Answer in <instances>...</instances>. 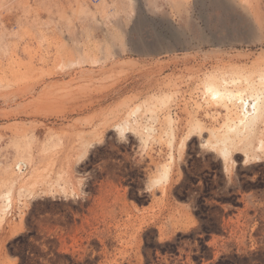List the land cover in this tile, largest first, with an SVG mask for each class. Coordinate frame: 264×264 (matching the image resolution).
Listing matches in <instances>:
<instances>
[{
	"label": "rangeland",
	"instance_id": "374dc122",
	"mask_svg": "<svg viewBox=\"0 0 264 264\" xmlns=\"http://www.w3.org/2000/svg\"><path fill=\"white\" fill-rule=\"evenodd\" d=\"M68 1H0V198H12L0 264H19L16 252L25 264H264V147L225 161L193 132L179 149L190 122L223 133L232 121L205 83L264 72V0L250 15L213 0H132L130 15L99 14L98 29L60 24L55 4L70 14Z\"/></svg>",
	"mask_w": 264,
	"mask_h": 264
},
{
	"label": "bare ground",
	"instance_id": "6f19581e",
	"mask_svg": "<svg viewBox=\"0 0 264 264\" xmlns=\"http://www.w3.org/2000/svg\"><path fill=\"white\" fill-rule=\"evenodd\" d=\"M0 1H2V0H0ZM131 1L132 0H98V1L95 0V1H92V2L93 3L97 2L96 3L97 5L95 4L96 6L94 7V9H92V8H90V6H88V4L86 3V0H73L72 3H71V0H69L68 1V4H69L68 6H69L70 14L66 13V10H64L62 8L63 5L59 6V5L55 4L56 6L55 5L54 6L57 8V11H56L57 12V18L56 19H58L60 24H63L65 27L68 28V27L72 26V22H73L72 17L74 16L75 18L77 17V18H82L83 20H86V21H90L92 23L91 26H95L98 29V28H101L100 27L101 26V22L98 20L99 14H102V18L105 19V21H107V19H108V21H110L112 16H114V17L117 16L118 17L120 15V13H122V12L125 13L126 15L127 14L130 15V12H131ZM251 1L253 2V0H213L212 4L214 6H216V7L221 8V9H224V8H227V7H229V8L230 7L231 8L239 7L244 13H246L247 15H250L251 11H253V8H256L257 5H258V0H255L254 3H251ZM182 2L185 4V6H187V3H188L187 0H182ZM2 6L0 5V10H1ZM188 6H190V5H188ZM109 8H111L112 11L108 13L107 11H108ZM1 20H2V18H1ZM105 21H103V22H105ZM2 24H3V22H2ZM50 24H52V22ZM126 24H127V22L126 23L124 22L120 26L121 27V33L124 34V35H126V31H127V29H126L127 25ZM0 26H2V25H0ZM95 27H94V29H95ZM6 31L8 32L9 30H6ZM66 32H64V33L68 34V32L67 33ZM13 35H15V34H12L11 36H13ZM3 37H5L4 34H3V31L2 32L0 31V43L2 42ZM69 38H71V37H69ZM126 43L122 42L121 46H123V48L120 50L121 52H124L126 50H129L131 52H136V53L143 52L144 54H149L152 51L157 52V50H153V49L152 50H147V49L144 50L142 47L141 48L143 50H141V48H138V46H135L132 42L127 43L128 47L126 48L125 47ZM171 48H172V46H171ZM121 52H118V53H121ZM108 53L110 54V51ZM76 58L78 59V57H76ZM85 61H87V60H85ZM66 62H64V63H66ZM68 62L71 63V59ZM72 62H74V61L72 60ZM75 63H77V62H75ZM62 65H60V66H62ZM66 65L64 64V66H66ZM229 79L230 80H228V78H226L223 75L222 77H219V79L216 78V79H214L211 82H207L205 84L203 83L204 84V88L203 89H205L204 92L208 93L209 97L212 100H214L217 104H219V106H222L226 111H228L229 114H231V116H233V118L231 119L232 121L229 123L228 120H226L220 126V127L224 128L223 133H219V130H220L218 128L219 126L217 127L219 130L217 128H215V127H212L211 125L210 126L212 128L204 129V126H202L199 123V122H201L200 120H199V122L198 121H193V123L190 122L189 130H188L189 133L184 138H182V140H181V142L179 144V149L180 150L183 149V146L185 144V140L190 135H192L193 132H198L199 134H204V133L207 134V137L204 139L205 140V144L208 145L209 148L210 147L211 148H216L218 150L220 156L225 161H227L226 160L227 158H228V160H230V155H232L231 153H233L234 150H235V152H238L236 150H238V149L242 150L243 149L244 152L246 151L245 154H248V152L250 151L249 148L252 147V146H253L252 147V152L251 153L249 152L251 158H257L258 157L259 153L257 154V150H261L264 147V72L257 74V78H254V79L251 77V74H246L245 75V74H238V73L233 75V76H231ZM230 83L235 88H232V89L228 88V85H230ZM201 92H202V90H201ZM202 94H205V93L202 92ZM168 95L169 94H167L165 96H159L158 97L159 102H160L159 105L161 103L165 104V102L168 103L169 98H171V96H168ZM152 100H154V102H155V101H157V98L156 99H152ZM235 102H238L240 104L239 105L240 106V111H239L240 113L239 112L237 113L235 110L231 109L230 106H229V105L233 106L235 104ZM209 103H211V102H209ZM149 105H150V103H149ZM145 108H147V105L145 106ZM138 109H139V107H136L133 110L131 109V111L133 112V114L134 113L137 114L136 112H138ZM153 116L149 117L152 121L155 119ZM155 116H157V115H155ZM124 120H125L124 122L122 121L123 124L120 125V124L117 123L118 125L117 126L115 125L117 127L115 129H118L121 133H124L130 126V122H128L126 120V118ZM136 122L138 123V121H136ZM167 122H168L169 125H168V128H167L168 130L166 131L165 135L168 136V143L170 145L172 143L173 139H174V136H175L174 127H172V124L174 123V120L172 118H168ZM259 123L262 124V126H261L262 129H261V132L258 130V133H257L256 129H257V125ZM136 125H138V124H136ZM136 125L134 124V127ZM143 130H145V132L142 133V135L140 136L141 137L140 139H142V141L145 143L154 130H153V128L151 126H147V125L143 126ZM126 132H129V131H126ZM89 146H90V144H89ZM169 158L172 159V156H170ZM17 166H18V168H20V165H17ZM224 167H226V165H224ZM161 171L162 172H160L159 179L157 178L158 181H160V180L167 181L169 176H170V166H168V164L163 165L162 168H161ZM17 195H18V197L25 196V193H24V190H23L22 186L19 187ZM11 202H12L11 192H10V190H8L6 193H3L1 195V198H0V218L4 219L3 215H5V213L11 207Z\"/></svg>",
	"mask_w": 264,
	"mask_h": 264
},
{
	"label": "trees",
	"instance_id": "16d2710c",
	"mask_svg": "<svg viewBox=\"0 0 264 264\" xmlns=\"http://www.w3.org/2000/svg\"><path fill=\"white\" fill-rule=\"evenodd\" d=\"M15 254L18 255L20 258L19 264H25L26 263L27 255L25 252H16Z\"/></svg>",
	"mask_w": 264,
	"mask_h": 264
},
{
	"label": "built area",
	"instance_id": "2783aa9c",
	"mask_svg": "<svg viewBox=\"0 0 264 264\" xmlns=\"http://www.w3.org/2000/svg\"><path fill=\"white\" fill-rule=\"evenodd\" d=\"M92 1H95V0H92ZM22 167H24V166H22Z\"/></svg>",
	"mask_w": 264,
	"mask_h": 264
}]
</instances>
